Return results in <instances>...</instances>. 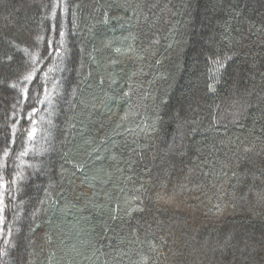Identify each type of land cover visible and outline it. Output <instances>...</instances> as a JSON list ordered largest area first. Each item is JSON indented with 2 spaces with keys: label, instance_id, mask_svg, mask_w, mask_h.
<instances>
[{
  "label": "trees",
  "instance_id": "trees-1",
  "mask_svg": "<svg viewBox=\"0 0 264 264\" xmlns=\"http://www.w3.org/2000/svg\"><path fill=\"white\" fill-rule=\"evenodd\" d=\"M257 193L264 0H0V264H264Z\"/></svg>",
  "mask_w": 264,
  "mask_h": 264
},
{
  "label": "snow or ice",
  "instance_id": "snow-or-ice-1",
  "mask_svg": "<svg viewBox=\"0 0 264 264\" xmlns=\"http://www.w3.org/2000/svg\"><path fill=\"white\" fill-rule=\"evenodd\" d=\"M64 35H65L64 32L63 31H60V36L63 37ZM25 51H27V50H25ZM115 51L117 53H120L121 52V49L120 48H117V49H115ZM129 51H131V49H124V52H129ZM9 59H10V57H9ZM226 59H231V57H226ZM213 63L216 64V65H218L219 67H223V63L219 60V58L217 60L213 61ZM34 75H35V70H33L32 73H29L27 76H25L24 79L30 81L33 78ZM13 87H15V85H13ZM210 88H211V86H210ZM25 95H27V94L25 93ZM34 111H35V109H34ZM13 127H15V126H13ZM35 131H36V129L35 128H32V130L29 133V135L30 136L34 135ZM248 150L249 149H245V151H248ZM4 155L7 156L8 155V152L5 151ZM79 168L82 169L83 168V165H80ZM257 198L260 199V200H264V193H257Z\"/></svg>",
  "mask_w": 264,
  "mask_h": 264
}]
</instances>
